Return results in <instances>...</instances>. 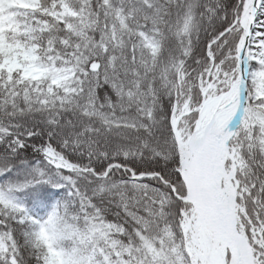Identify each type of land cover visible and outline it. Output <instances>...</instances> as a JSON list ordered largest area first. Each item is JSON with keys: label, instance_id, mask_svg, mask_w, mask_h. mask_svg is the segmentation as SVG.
Returning a JSON list of instances; mask_svg holds the SVG:
<instances>
[{"label": "snow or ice", "instance_id": "1", "mask_svg": "<svg viewBox=\"0 0 264 264\" xmlns=\"http://www.w3.org/2000/svg\"><path fill=\"white\" fill-rule=\"evenodd\" d=\"M0 264H264V0H0Z\"/></svg>", "mask_w": 264, "mask_h": 264}]
</instances>
